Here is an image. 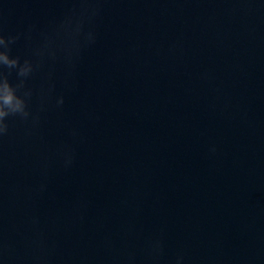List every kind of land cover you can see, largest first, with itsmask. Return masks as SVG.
<instances>
[{
	"label": "water",
	"instance_id": "95a60500",
	"mask_svg": "<svg viewBox=\"0 0 264 264\" xmlns=\"http://www.w3.org/2000/svg\"><path fill=\"white\" fill-rule=\"evenodd\" d=\"M0 34L39 61L38 122L0 138V264H264V0H0Z\"/></svg>",
	"mask_w": 264,
	"mask_h": 264
},
{
	"label": "clouds",
	"instance_id": "9594fccd",
	"mask_svg": "<svg viewBox=\"0 0 264 264\" xmlns=\"http://www.w3.org/2000/svg\"><path fill=\"white\" fill-rule=\"evenodd\" d=\"M99 5L90 3L84 5V12L81 17L78 18L76 23V32L79 35L82 33V28L85 20L91 23L92 18L98 14ZM71 18L62 23L61 27H64L67 22H70ZM17 39V36L9 35L5 37L0 34V138L4 137L8 132V118L19 117L21 120H31L32 123L38 122V115L31 112L29 108V101L32 96V90L25 87L27 78L39 67V61H33L31 58L20 59L18 56L9 54V45ZM82 40L85 44L93 43L95 41V33L89 28L82 34ZM79 47V45H78ZM77 47V49H78ZM37 55V53H35ZM51 55H55L52 53ZM38 56V55H37ZM70 60L71 56L68 55ZM11 71L15 69L18 80L13 83L9 80L8 74L5 71ZM51 86H49L50 90ZM64 103L63 96H57L55 99L56 106H60ZM43 110V106H41ZM209 151L215 153V145L209 148ZM72 163L71 152L65 150L63 152V164L65 167L70 166ZM153 252L159 253L161 250L160 240H155L150 245ZM184 257L182 254H178L175 257L174 264H183Z\"/></svg>",
	"mask_w": 264,
	"mask_h": 264
}]
</instances>
